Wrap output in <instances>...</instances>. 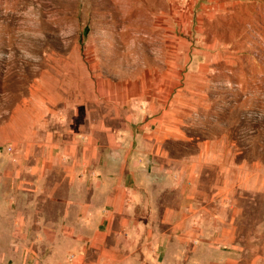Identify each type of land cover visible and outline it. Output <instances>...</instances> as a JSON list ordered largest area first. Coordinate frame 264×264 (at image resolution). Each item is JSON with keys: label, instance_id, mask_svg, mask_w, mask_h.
Wrapping results in <instances>:
<instances>
[{"label": "crops", "instance_id": "obj_1", "mask_svg": "<svg viewBox=\"0 0 264 264\" xmlns=\"http://www.w3.org/2000/svg\"><path fill=\"white\" fill-rule=\"evenodd\" d=\"M137 108L10 105L0 264H264V157L244 137L160 133Z\"/></svg>", "mask_w": 264, "mask_h": 264}, {"label": "rangeland", "instance_id": "obj_2", "mask_svg": "<svg viewBox=\"0 0 264 264\" xmlns=\"http://www.w3.org/2000/svg\"><path fill=\"white\" fill-rule=\"evenodd\" d=\"M22 97L264 157V0H0L2 120Z\"/></svg>", "mask_w": 264, "mask_h": 264}]
</instances>
